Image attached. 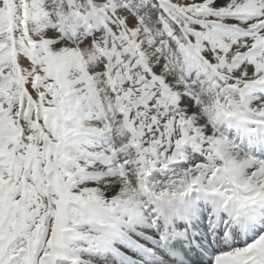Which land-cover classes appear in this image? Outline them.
<instances>
[{"label": "rangeland", "instance_id": "374dc122", "mask_svg": "<svg viewBox=\"0 0 264 264\" xmlns=\"http://www.w3.org/2000/svg\"><path fill=\"white\" fill-rule=\"evenodd\" d=\"M212 1L0 0V264L67 261L62 249L89 218L82 165L96 136L134 168L140 154L169 169L185 145H201L178 87L208 120L217 106L264 117V98L241 101L264 86V26ZM203 156L197 169L227 184Z\"/></svg>", "mask_w": 264, "mask_h": 264}, {"label": "bare ground", "instance_id": "6f19581e", "mask_svg": "<svg viewBox=\"0 0 264 264\" xmlns=\"http://www.w3.org/2000/svg\"><path fill=\"white\" fill-rule=\"evenodd\" d=\"M211 9L264 26V0H213ZM201 82V90L217 95L207 79ZM178 92L185 120L199 119L201 145L193 146L195 141L185 145L183 161L172 168L150 167L140 154L134 168L126 161H111L107 156L117 153L120 158L123 149L116 152L103 146L107 134L96 136L93 148L84 151L85 159L93 161L82 165L87 167L89 184L81 185L80 207L89 218L74 227L77 238L62 249L67 258L62 264H175L164 242L178 235L194 248L205 247L209 264H247L252 258L264 264V117L242 106L231 110L217 106L209 123L193 104L196 96L180 87ZM262 98L264 86L258 85L241 101L247 103L246 109ZM207 143L211 148H205ZM205 151L216 157L207 160L211 169L229 175L227 184L216 183L223 176L207 180L199 171L207 170L205 166L197 169L195 161Z\"/></svg>", "mask_w": 264, "mask_h": 264}]
</instances>
